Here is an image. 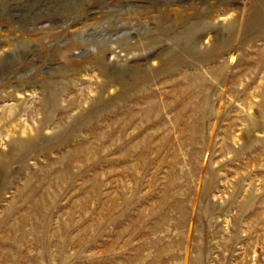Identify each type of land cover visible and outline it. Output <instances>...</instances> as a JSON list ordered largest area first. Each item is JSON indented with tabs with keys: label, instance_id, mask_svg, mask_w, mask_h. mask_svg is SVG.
Masks as SVG:
<instances>
[{
	"label": "rangeland",
	"instance_id": "374dc122",
	"mask_svg": "<svg viewBox=\"0 0 264 264\" xmlns=\"http://www.w3.org/2000/svg\"><path fill=\"white\" fill-rule=\"evenodd\" d=\"M0 264H264V0H0Z\"/></svg>",
	"mask_w": 264,
	"mask_h": 264
}]
</instances>
